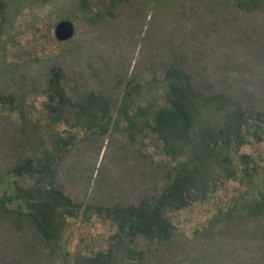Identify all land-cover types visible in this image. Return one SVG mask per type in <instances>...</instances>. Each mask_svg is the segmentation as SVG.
Returning <instances> with one entry per match:
<instances>
[{"label":"rangeland","instance_id":"obj_1","mask_svg":"<svg viewBox=\"0 0 264 264\" xmlns=\"http://www.w3.org/2000/svg\"><path fill=\"white\" fill-rule=\"evenodd\" d=\"M12 10L13 24L0 41V95L12 99L0 101V193L9 191L11 166L52 152L55 136L71 135L55 180L79 207L57 250L28 220L15 228L10 215H0V264H73L79 253L105 249L116 227L93 208L150 201L172 179L175 161L155 136L116 119L126 87L139 86L134 105L157 107L160 78L175 67L196 89L264 112V8L241 11L234 0H49ZM61 19L72 22L74 33L56 41L53 26ZM51 69L62 75L69 100L86 92L108 98L113 117L105 134L75 124L70 111L62 119L48 112ZM238 151L264 165V138L249 139ZM248 192L229 180L205 200L169 213L174 236L140 241V264H264V215L223 217Z\"/></svg>","mask_w":264,"mask_h":264},{"label":"trees","instance_id":"obj_2","mask_svg":"<svg viewBox=\"0 0 264 264\" xmlns=\"http://www.w3.org/2000/svg\"><path fill=\"white\" fill-rule=\"evenodd\" d=\"M47 1L0 0V41L13 24V8ZM80 1L83 4L84 0ZM234 5L241 11L253 12L264 8V0H234ZM49 74L45 91L48 112L62 119L70 111L75 124L94 134H105L113 117L108 98L86 92L71 101L60 85V72L51 69ZM160 84L162 103L157 107L150 103L134 105L132 96H137L139 86L126 87L115 117L125 120L128 129H146L155 136L163 154L175 161L172 179L150 201L94 207L97 214L115 225V232L105 249L90 255L79 253L73 264L142 263L145 256L139 248L140 241L163 243L174 236L169 213L205 200L229 180L243 182L250 192L248 199L233 204L223 217L228 219L234 213L248 218L264 215V165L257 166L250 154L238 151L249 139L260 142L264 138V112L246 111L226 95L196 89L188 75L175 67L163 73ZM0 101L10 104L12 99L0 95ZM53 140L52 152L44 150L39 158H25L9 168L7 174L12 180L9 191L0 193V215H10L15 228L28 220L43 243L57 250L67 219L75 216L79 205L61 192L55 180V165L73 138L55 136Z\"/></svg>","mask_w":264,"mask_h":264},{"label":"water","instance_id":"obj_3","mask_svg":"<svg viewBox=\"0 0 264 264\" xmlns=\"http://www.w3.org/2000/svg\"><path fill=\"white\" fill-rule=\"evenodd\" d=\"M74 33L70 20L61 19L53 26V37L56 41L68 40Z\"/></svg>","mask_w":264,"mask_h":264}]
</instances>
